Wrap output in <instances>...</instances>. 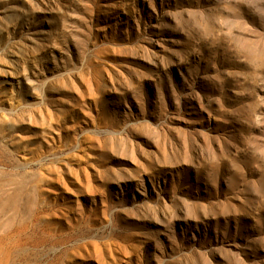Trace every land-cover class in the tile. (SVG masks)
<instances>
[{
  "label": "rangeland",
  "instance_id": "rangeland-1",
  "mask_svg": "<svg viewBox=\"0 0 264 264\" xmlns=\"http://www.w3.org/2000/svg\"><path fill=\"white\" fill-rule=\"evenodd\" d=\"M0 264H264V0H0Z\"/></svg>",
  "mask_w": 264,
  "mask_h": 264
}]
</instances>
